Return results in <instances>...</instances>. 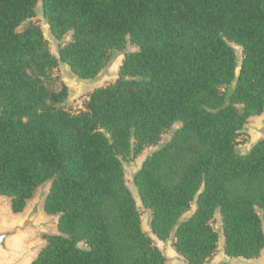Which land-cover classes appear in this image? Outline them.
<instances>
[{"label":"trees","instance_id":"16d2710c","mask_svg":"<svg viewBox=\"0 0 264 264\" xmlns=\"http://www.w3.org/2000/svg\"><path fill=\"white\" fill-rule=\"evenodd\" d=\"M41 2L53 54L32 20ZM129 40L118 76L71 111L58 61L91 79ZM231 43L241 48L237 59ZM264 112V0H0V194L21 212L51 180L44 210L58 234L31 264H165L141 226L122 157L171 138L133 174L150 230L173 236L185 264L216 250H264V134L246 153L248 119ZM194 203L192 213L183 218ZM220 264H232L221 262Z\"/></svg>","mask_w":264,"mask_h":264},{"label":"rangeland","instance_id":"374dc122","mask_svg":"<svg viewBox=\"0 0 264 264\" xmlns=\"http://www.w3.org/2000/svg\"><path fill=\"white\" fill-rule=\"evenodd\" d=\"M42 30L44 37L48 41L50 51L57 55L58 47L61 44H64L66 41L70 39V34L64 35L60 40L55 39L48 30V25L46 20L43 17L41 2H38L35 8V16L32 19ZM232 47L235 50V55L237 59V71L238 66L241 61V48L234 43H231ZM136 47L127 40L125 47L123 50L115 52V59L110 64V66L103 69L98 75L91 79H80L76 75H74L69 69L68 65L62 61H58L57 66L53 70V76L57 77L64 84L68 86V96L64 101L63 105L67 109L74 111L78 109L82 105V101L85 99L87 94L91 92L93 89L99 86H103L108 82L113 81L118 76V68L123 58V54L130 50H134ZM179 127V123H175L167 129L160 137L159 141L153 145H147L139 154L135 155L130 152L128 155L122 157V165L124 170L125 182L128 188L130 189L137 208L140 213L141 218V226L143 231L148 234L159 247L161 252L166 257L165 264H185L182 257L175 251L173 247V236L170 235L166 240L157 239L150 230V217L151 211L147 208H144L139 200L138 192L136 187L133 184L132 178L135 171L140 167L144 158L151 154L153 151L158 149L161 145L166 143L172 136L175 129ZM264 134V112L260 116L251 117L248 119V122L245 124L243 128V140H240L238 145V150L240 153H246L251 145L261 138ZM37 190L35 191L32 199L37 195ZM3 198V197H2ZM31 199V200H32ZM6 209L10 210V201L8 197L3 198ZM194 203L191 205L190 210L183 216V218L188 217L192 211L194 210ZM9 217H16L17 214H13L8 212ZM19 215V214H18ZM57 219L53 218L52 224L56 227ZM213 227L217 232L218 241H217V250L214 256L205 262L204 264H219L222 260L225 259L222 253L223 249V232H222V221L219 212H216L213 220ZM50 234L46 229H39L33 232H29L21 241L23 247H27L31 244H42L45 242V235ZM254 264H264V250L258 258H252Z\"/></svg>","mask_w":264,"mask_h":264},{"label":"water","instance_id":"95a60500","mask_svg":"<svg viewBox=\"0 0 264 264\" xmlns=\"http://www.w3.org/2000/svg\"><path fill=\"white\" fill-rule=\"evenodd\" d=\"M50 185V179L40 184L37 195L32 200L29 199L19 213H13L11 208L6 209L3 198L7 196L0 194V264H31L35 260L46 240L42 244L23 247L21 241L29 232L46 229L50 234L59 233L52 224L53 218L58 219V215L48 214L44 210V200ZM8 212L17 215L11 218ZM225 262L254 264L252 258L244 257H230Z\"/></svg>","mask_w":264,"mask_h":264},{"label":"crops","instance_id":"0c3cea01","mask_svg":"<svg viewBox=\"0 0 264 264\" xmlns=\"http://www.w3.org/2000/svg\"><path fill=\"white\" fill-rule=\"evenodd\" d=\"M263 114V113H262ZM261 114V115H262ZM222 253H223V249H222ZM223 256L225 257V259L224 260H222L221 262H225V261H227L230 257H227L224 253H223ZM221 262H219V264L221 263Z\"/></svg>","mask_w":264,"mask_h":264}]
</instances>
